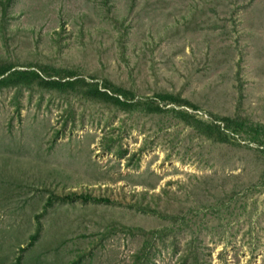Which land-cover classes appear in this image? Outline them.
<instances>
[{
	"label": "rangeland",
	"instance_id": "1",
	"mask_svg": "<svg viewBox=\"0 0 264 264\" xmlns=\"http://www.w3.org/2000/svg\"><path fill=\"white\" fill-rule=\"evenodd\" d=\"M0 62L108 79L137 98L173 92L200 109L167 108L261 132L222 146L170 111L0 89L5 264L36 216L44 230L23 264H194L197 252L200 264H264V0H0Z\"/></svg>",
	"mask_w": 264,
	"mask_h": 264
},
{
	"label": "trees",
	"instance_id": "2",
	"mask_svg": "<svg viewBox=\"0 0 264 264\" xmlns=\"http://www.w3.org/2000/svg\"><path fill=\"white\" fill-rule=\"evenodd\" d=\"M100 83L94 78V76L82 77L72 70L56 69L49 66H43L39 69L29 68L27 70H18L9 62H0V89L10 87L30 88L37 86L43 90L55 91L62 94L81 92V94L87 99L106 102L122 109L143 106L148 113H163L170 111L176 118L196 129L209 141L222 146L231 147L237 145L230 138L228 134L229 132L236 134L252 133L254 140H256V135L261 134L258 129L251 128L253 130H246L243 126V122H238L231 117H217L213 122H210L185 109H178L176 107L167 108V105L174 104L177 106H188L193 110L200 109L198 105L194 104L189 99L182 97L180 94L163 91L156 92L154 95L147 96L146 98H137L138 96L135 92L128 87L117 85L108 79H102ZM209 178L213 180L212 177L209 176ZM234 178L236 177H224L223 179L228 181ZM237 178H241V176L239 175ZM167 191H169L167 188L163 190L165 193H167ZM239 192L240 191L234 190L233 196L237 197ZM142 193L145 196L144 198L149 195L148 191ZM150 195V198L156 196L154 193ZM128 201V207L135 208L136 210L147 214H157L160 218L165 219L158 203L153 205L150 200L145 202L144 199L133 198ZM50 204H52L51 198L46 204V209H48ZM179 216L180 215L171 216L168 219L174 221ZM42 218L43 216H36L34 218L36 221L35 232L28 237L26 247L18 245L19 257L14 258V262L11 264H23L25 252L28 253V251L41 240L44 230ZM190 256L193 258L194 264H200V252H197L196 254L192 253ZM27 257L28 256H26V258ZM37 259L39 260H36L35 264H43L40 257H37ZM82 260L83 258L81 257L79 260L72 262L71 264H79ZM0 264H5V261L0 259Z\"/></svg>",
	"mask_w": 264,
	"mask_h": 264
}]
</instances>
